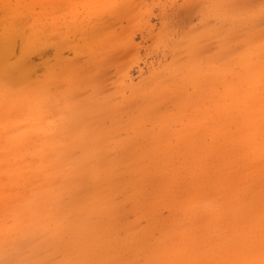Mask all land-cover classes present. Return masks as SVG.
<instances>
[{
    "label": "rangeland",
    "instance_id": "rangeland-1",
    "mask_svg": "<svg viewBox=\"0 0 264 264\" xmlns=\"http://www.w3.org/2000/svg\"><path fill=\"white\" fill-rule=\"evenodd\" d=\"M0 41V264H264V0H0Z\"/></svg>",
    "mask_w": 264,
    "mask_h": 264
},
{
    "label": "bare ground",
    "instance_id": "bare-ground-1",
    "mask_svg": "<svg viewBox=\"0 0 264 264\" xmlns=\"http://www.w3.org/2000/svg\"><path fill=\"white\" fill-rule=\"evenodd\" d=\"M22 8L26 9L27 7L22 6ZM19 24L20 22L17 24V26ZM7 37H9V35ZM13 82L14 81L10 77L0 74V93L5 96H10L11 94L14 95L15 93H17V91L14 92L13 84H12ZM1 101L2 103H4L3 100ZM36 117H37L36 114L31 116V118L37 121V123L40 122L42 124L40 119ZM16 145L17 146L15 145L12 146L13 150L11 152L13 156L16 155V158L15 160H13V163L10 168L4 169L3 178L7 180L8 182H11V180L16 182L19 185L18 189L23 188V191H24V193H22L23 196L26 194V188L37 182L40 183L39 194H41L45 198L50 196L52 194L51 190L43 187L45 184V182L43 181L44 176H40L38 172L42 175H48L47 169L49 172L53 171V168H52L53 161L51 160L50 162L48 161V163L46 162L47 157L45 155V152L47 154H51L53 148L58 150V149H61L60 146L56 145L55 147L52 148V147H48V143H47V144H38V145H35L33 147H28V148H25L26 146L24 148H21L19 147L18 144ZM26 150L32 152L31 160H26V158L23 157V155L26 154ZM22 151H25V153H22ZM38 164L39 166H35ZM35 170L38 172H36ZM1 186H4L3 182H0V191L3 190ZM12 190L13 189H10V198H13V200H15L17 196H13L14 192ZM22 195H21V198H22ZM0 196L5 197L4 193H0ZM24 200L29 201V197L25 198Z\"/></svg>",
    "mask_w": 264,
    "mask_h": 264
}]
</instances>
